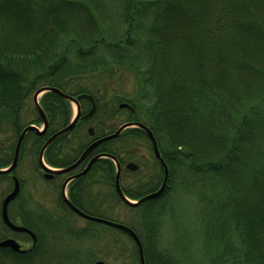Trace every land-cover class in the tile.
Instances as JSON below:
<instances>
[{"label":"trees","instance_id":"obj_1","mask_svg":"<svg viewBox=\"0 0 264 264\" xmlns=\"http://www.w3.org/2000/svg\"><path fill=\"white\" fill-rule=\"evenodd\" d=\"M124 74L134 80L135 92L109 103L98 88L81 82ZM47 86L73 97L89 93L97 105L91 119H79L47 147V164L66 167L94 139L131 122L150 128L169 169L160 196L130 204L110 186L115 162L100 158L71 183V201L81 204L79 195L86 212L121 223L94 199L126 205L138 226L124 224L140 238L146 262L179 264L161 247L159 233L175 214L177 187L192 191L195 232L216 245L203 262L264 264V0H0V132L11 127L18 139L29 126L21 121L27 100ZM79 102L83 115L91 103ZM41 106L48 128L29 131L22 145L37 154L38 168L48 138L71 120L70 101L56 92H45ZM35 111L39 118L31 123L43 122ZM86 125H94L93 137ZM16 142L5 150L0 138V154L5 150L9 158L0 166L11 161ZM141 143L150 161L136 149ZM97 150L121 164L123 179L135 175L133 183L122 181L128 198L139 200L161 186L164 169L143 129L126 128ZM137 157L149 165L135 173L123 168ZM35 256L34 249L0 247V264H35ZM85 256L79 264H90Z\"/></svg>","mask_w":264,"mask_h":264},{"label":"rangeland","instance_id":"obj_2","mask_svg":"<svg viewBox=\"0 0 264 264\" xmlns=\"http://www.w3.org/2000/svg\"><path fill=\"white\" fill-rule=\"evenodd\" d=\"M81 82H84L85 85L91 89L98 88V93L104 95L105 103H109L112 98L116 101L118 98L120 99L125 96H131L136 90L134 80L125 74L123 76L115 75L114 77L101 75L100 77L85 79ZM35 93L27 100L26 106L21 112V121L23 124L34 125L41 129L43 128L42 121L36 120V122L31 123L34 119L39 118L36 113L37 111H35V108L37 109L34 100ZM44 93L45 92H42L37 95V102L40 108H42L41 98ZM115 103L117 104V102ZM70 104L72 120L77 113V105L74 101H70ZM123 118V114H120V116L116 119L117 124H120L123 121ZM2 130L3 131L0 132V138L8 142L9 145L12 143L14 144L17 141V135L11 127L4 126ZM85 130L87 129L85 128ZM136 149H139V154L146 157L147 161H150V154L144 143H141L139 148L136 146ZM23 150L24 154L20 157L19 164L14 173L23 182L20 195L21 198L19 201L21 200L22 204H24L23 206H25L28 210L27 212H30L27 215H30L29 218H31V216H33L32 214H35L38 209L40 211L45 209V206H48L51 209L56 207L55 203L57 195L53 188L58 183L56 180L49 181L44 178V171L43 169H38L36 158L37 154H34L33 150H26V146L25 149L23 147ZM133 161L140 164V168H143L145 164H148L139 157ZM9 163L10 162H8V164ZM45 164L50 168H56L46 162ZM127 177V180L123 181L124 184L130 183L133 179V175H129ZM176 181H179L178 177ZM12 188L13 181L10 177L8 179L4 178L0 180V213L1 201L4 195ZM177 189L173 196L175 197V214L173 217L166 219L162 223L161 231L159 233L160 245L169 255L176 257L179 264H205L203 262L206 258L205 254L208 255L215 251L214 249H216V245L207 240L206 236L203 234L195 232L198 226V221L196 219L197 201L194 196L195 194L192 191L183 193L180 188L179 190ZM128 199L133 203L136 202L134 199ZM94 200V204H97L98 201L100 202L98 198ZM99 206L101 209L100 211L106 212L109 217L120 220L124 223L135 224L138 226L135 211L128 208L126 205L119 202L110 203L107 201L102 202ZM19 208L20 207L17 203H13L9 207L12 220L18 217H16V210ZM73 216L74 215L72 214V221L67 224V229H64V231L60 230V232L68 234L62 236V239L57 241V247L53 259L51 256L37 257L35 258V264H79L77 257H79L80 254L82 257L85 255L91 256V258H94V261L98 258H102L107 264H140L139 257L138 255L136 256V246L133 245L131 240H129V238L123 234L121 230L99 222H89ZM56 227L60 229L61 225L59 224ZM83 229H88V232L94 234L101 233V237L98 235V237H100V241L97 239V236L82 237L77 235L78 232L85 231ZM6 233L7 230L3 225L0 214V235L4 237ZM15 237L19 242L30 243L31 241L27 235L24 234L15 235ZM116 239L119 242L118 245H116ZM92 252L94 253V256H92ZM68 253L71 256L66 258L65 255ZM65 258L67 260H65ZM86 259L87 258H85V261L87 262ZM146 264L148 263L146 262Z\"/></svg>","mask_w":264,"mask_h":264},{"label":"flooded vegetation","instance_id":"obj_3","mask_svg":"<svg viewBox=\"0 0 264 264\" xmlns=\"http://www.w3.org/2000/svg\"><path fill=\"white\" fill-rule=\"evenodd\" d=\"M88 100V99H87ZM80 103V102H79ZM91 103V102H90ZM81 108V107H80ZM91 108V107H90ZM89 111V110H88ZM87 111V112H88ZM86 112V113H87ZM81 113H82V110H81ZM96 113V112H95ZM45 114V113H44ZM41 115V114H40ZM46 115V114H45ZM94 116V115H93ZM92 116V117H93ZM42 117V116H41ZM91 117V118H92ZM47 118V116H46ZM89 118V119H91ZM43 119V118H42ZM85 120H88V119H85ZM90 127H93L94 131H93V134L91 135L89 132H88V129ZM48 128V121H47V126L44 128V122H43V128H39L40 130H43V132ZM74 128V127H73ZM72 128V129H73ZM26 129V128H25ZM24 129V130H25ZM71 129V130H72ZM86 131L87 133L93 137L95 135V127L94 125H86ZM23 130V131H24ZM22 131V132H23ZM29 131H33V130H29ZM25 134V136L28 134V132ZM36 133L37 131L34 130ZM70 131V130H69ZM21 132V134H22ZM42 132V133H43ZM57 133V132H56ZM56 133H54L53 135H55ZM20 134V135H21ZM38 134H41V133H38ZM19 135V136H20ZM51 135L48 140L53 136ZM63 135V134H62ZM24 136V138H25ZM61 136V135H60ZM59 137V136H58ZM58 137L54 138L49 144L48 146L54 142ZM23 138V140H24ZM101 138V137H100ZM19 139V137H18ZM18 139H17V142H18ZM97 139L99 138H96L94 139L91 143H89L87 145V147L82 151V153L79 155V157L70 165L66 166V167H69L71 165H73L81 156L82 154L86 151V149L94 142L96 141ZM23 140L21 142V145H20V148H19V152H18V159H17V162H16V165L15 167L11 170V171H8V172H0V180L1 179H8L9 177L12 179L13 181V188H14V182H15V179L14 178H17L18 179V182H19V192H18V195L16 196V198L14 200H12L9 205H8V216H9V219L16 225H20V226H26L24 225L23 223V220L22 218L25 217V218H28L30 221H32V223L35 225L36 229L38 232H40V240H39V237H38V232L28 226L30 230H32L35 234V237H36V240L35 242L33 241L32 237L30 236V234L26 233V232H16V231H13L11 230L10 228L7 227V225L4 223L3 219H2V215H1V219H2V222H3V225L4 227L6 228L7 230V233L5 234V236L0 239V240H4V239H8V238H12V239H15L20 245H21V248L23 250H25V252L23 253H26V252H29V251H32L34 249V253H35V258L37 257H42V256H51L52 259L53 257L55 256V251H56V247H57V241L62 239V236H65L67 235L66 233H63V232H60V230H63L64 229H67V224L71 223L72 221V214L74 215L73 217H79L81 219H84V220H87L89 222H94L92 220H89L81 215H79L76 211H74L70 206L69 204L67 203L66 199H68L74 206H76L78 209H80L81 211L89 214V215H92V216H95L93 214H90L88 212H86L83 207H84V204L83 203H86L87 201H85L86 199L83 198V199H80V196L78 195V199L80 201L81 204H77V203H74L73 201H71L70 199V185L73 181H75L76 179L82 177V176H85L87 174V172L91 169V167L93 166L94 162H96L98 159L100 158H110V157H100V158H97L96 160L93 161L92 165L90 166V168L86 171V172H83L87 166L89 165V162L91 161V159L97 155H100L102 153H99L97 152L98 150V147L100 144L96 145L91 151H89L84 159L74 168H72L71 170H68V171H56V170H60L62 168H66V167H56V168H50L51 171H50V176H47L46 174H48V171H46L42 165V162H41V152H40V156H39V164H40V167L38 169H43L44 173H43V176L45 179L49 180V181H52V180H56L58 184H56L53 188L54 192L56 193L57 195V199H56V203H55V208H49L48 206H45V209H42L39 211V209L37 210V212H35V214H32L33 216H31V218H29L30 215H27L25 216L24 213H26L28 210L25 208V206H23V208H20V209H17L16 210V217L17 218H14V220H12L11 216H10V211H9V207L13 204V203H17L19 205V207L22 206V201L19 199L21 198V189H22V180L14 173L18 164H19V159L20 157L23 156L24 152H23ZM47 140V141H48ZM5 141V140H4ZM46 141V143H47ZM17 142H16V145H17ZM45 143V144H46ZM44 144V145H45ZM2 148H8V142L5 141V144H1ZM47 146V147H48ZM47 147L45 148V150L47 149ZM43 149V148H42ZM6 150V149H5ZM2 151V154H0V163L2 162H7L9 161V158L6 154V152ZM44 150V152H45ZM44 152L42 154V161L44 162V165L46 166L45 164V160H44ZM15 153H16V146H15V150H14V153H13V156H12V159L10 161L9 164H6L5 166H0V170H5V169H8V167L13 163V160L15 158ZM107 154V153H106ZM112 159V158H111ZM116 160V159H115ZM114 161V160H113ZM133 161V160H132ZM115 164L117 162L114 161ZM130 162V161H129ZM118 163V162H117ZM128 164V163H127ZM123 167L125 169H127L128 171H130L131 173H135L139 170V165H138V169H136L135 171H132L130 169H128L126 167V165ZM120 167H121V170H120V177H119V182H120V186H121V189H122V181H125L126 179L124 178L123 179V174H125V172L122 170V166L121 164L119 163ZM116 171H117V165H116ZM133 175V174H131ZM135 175H133V179L131 180V183H133V181H135ZM125 177V176H124ZM115 178H116V172H115V176L112 180L111 185L112 187H114V189L116 190V187H115ZM123 179V180H122ZM100 187L103 189V183L100 184ZM12 188V189H13ZM12 189L6 193L1 201V211H2V203H3V200L4 198L12 191ZM117 191V190H116ZM68 195V196H67ZM66 198V199H65ZM98 205H100L101 203L98 201L97 202ZM24 205V204H23ZM36 210V209H35ZM30 212H27V214H29ZM32 213V212H31ZM1 214V213H0ZM97 217H100V216H97ZM20 219V220H18ZM61 225L60 229L58 227H56L57 225L59 224ZM123 234H125L129 240H131V242L133 243V245H135L138 249V246L136 244V242L134 241V239L126 232H123L121 231ZM20 234H24V235H27V237L31 240L30 243L28 242H19L18 239H16L15 235H20ZM77 235L79 236H82V237H88V236H97V239H99L100 241V237H101V233L100 234H94V233H90V232H84V231H81V232H78ZM98 235H100V237H98ZM118 239V238H117ZM116 239V240H117ZM59 243V242H58ZM118 240H117V243L116 245H118ZM3 248V247H2ZM6 248V247H5ZM92 256H94V253L92 252ZM66 258L70 257L71 255L68 253L65 255ZM81 256V254H80ZM65 258V260H67ZM49 259L51 260V258L49 257ZM78 259V263H80V259L81 258H77ZM62 260V259H60ZM85 260V258L83 259ZM171 262H173L172 259H169ZM89 261V260H87ZM97 261H103L104 264H107L102 258H98L94 261V258L92 257V259H90V264H95ZM51 263V262H50Z\"/></svg>","mask_w":264,"mask_h":264},{"label":"water","instance_id":"obj_4","mask_svg":"<svg viewBox=\"0 0 264 264\" xmlns=\"http://www.w3.org/2000/svg\"><path fill=\"white\" fill-rule=\"evenodd\" d=\"M46 91H53V92H56L58 93L60 96L64 97L65 99L67 100H70V101H74L77 105V113L76 115L73 117V119L70 121V123L64 127L63 129H61L60 131H58L55 135H53L48 141L47 143L44 145L43 149H42V152H41V162H42V165L44 167V169L46 171H48V174H46L47 176H50V171L51 169L48 168L47 166L44 165V162L42 161V154L45 150V148L48 146V144L56 137L68 132L69 130H71L75 124L77 123V121L79 119L81 120H85V119H89L91 118L96 110H97V105H96V101L94 99V97L89 94V93H82V94H79L77 95V97H73V96H70V95H66L65 93H63L61 90H59L58 88L56 87H42L40 88L34 95V100H35V103H36V107L38 108L42 118H43V122H44V128L47 126V118H46V115L44 114V111L42 110V108H40L38 102H37V95L39 93H42V92H46ZM80 99H88L90 102H91V108L89 109V111L85 114L82 115L81 113V108H80V105H79V100ZM125 106H128L127 103H122L120 105V107H125ZM129 127H139L141 129H143L146 133H147V136L149 137V139L151 140L152 142V147H153V152H154V155L157 159L160 160L162 166H163V169H164V179H163V182L161 184V186L159 187V189H157L156 191H153L151 193H148L146 195H144L143 197H141L139 200H137L135 203L131 202L126 196L125 194L123 193L122 189H121V186H120V182H119V177H120V170H121V167L119 165V163L116 162V165H117V171H116V178H115V187H116V190L118 192V194L127 202V203H130V204H139L141 202H144L145 200H149V199H153V198H156L158 196H160L165 188H166V185H167V180H168V176H169V169H168V166L166 164V162L164 161V159L161 157V153L159 151V148H158V145H157V141L154 137V134L153 132L150 130V128L142 123H131V122H126L124 123L116 132L112 133V134H109V135H106V136H103L99 139H97L96 141H94L87 149L86 151L82 154V156L71 166L69 167H66V168H62L60 170H56V171H68V170H71L72 168L76 167L85 157V155L91 151L96 145L104 142V141H107L109 139H112V138H115L117 137L118 135L121 134V132L126 129V128H129ZM29 130H36L37 133H42L43 130H40L38 127L34 126V125H29L23 132L22 134L19 136V139H18V142H17V145H16V153H15V158L13 160V163L8 167V169H5V170H0V172H8V171H11L15 165H16V162H17V159H18V152H19V148H20V145H21V142L25 136V134L27 133V131ZM93 127H90L88 129V132L92 135L93 134ZM100 157H110L112 159L115 160V158L110 155V154H106V153H102L100 155H97L95 157H93L91 159V161L89 162V165L87 166V168L83 171V172H86L90 166L92 165L93 161L96 160L97 158H100ZM116 161V160H115ZM126 167L132 171H135L136 169H138V164L135 163L134 161H130ZM15 179V182H14V188L12 189V191L4 198L3 200V203H2V211H1V215H2V219L4 221V223L7 225L8 228H10L11 230L13 231H16V232H26L28 234H30V236L32 237L33 241L35 242L36 240V237H35V234L32 230H30L28 227L26 226H20V225H16L14 224L10 219H9V216H8V205L9 203L14 200L16 198V196L18 195V192H19V182H18V179L17 178H14ZM66 199V198H65ZM67 203L69 204V206L74 210L76 211L79 215L89 219V220H92V221H95V222H99V223H102V224H105V225H108V226H111V227H114V228H117L123 232H126L128 233L133 239L134 241L136 242L137 246H138V256H139V261H140V264H146L145 262V255H144V251H143V247H142V243L140 241V238L138 237V235L135 233V231L133 229H131L129 226L123 224V223H120V222H116V221H113V220H110V219H107V218H104V217H97V216H92V215H89L83 211H81L80 209H78L76 206H74L68 199H66ZM0 247H8V248H11L12 250L16 251V252H25V250H23L21 248V245L15 240V239H12V238H8V239H4V240H0ZM95 264H104L103 261H97Z\"/></svg>","mask_w":264,"mask_h":264}]
</instances>
